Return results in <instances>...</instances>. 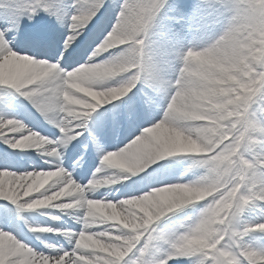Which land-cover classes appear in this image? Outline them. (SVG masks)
Returning <instances> with one entry per match:
<instances>
[{
	"label": "clouds",
	"instance_id": "1",
	"mask_svg": "<svg viewBox=\"0 0 264 264\" xmlns=\"http://www.w3.org/2000/svg\"><path fill=\"white\" fill-rule=\"evenodd\" d=\"M236 4L226 9L222 22L209 18L189 27V35L163 60L148 47L149 35L139 32L134 16L125 18L115 36L108 33L87 48L83 62L69 70L38 58L49 56L43 49L29 54L0 47V86L42 82L53 90L59 118L69 128L86 123L90 113L127 94L137 82L141 99L151 98L146 106L163 110L127 145L103 152L86 183L73 179L60 163L43 190L35 191L39 198L27 202L33 209L48 202L47 207L76 210L69 215L82 227L68 232L87 258L84 264H121L126 257V264H171L193 257L190 264H199L209 253L212 264H264V249L244 240L253 229L264 230V222L244 219L253 205L264 201V0ZM71 46L60 49L57 60L68 57ZM146 66L154 79L142 78ZM165 128L162 137L158 133ZM61 132L65 137L56 146L34 132L15 143L60 156L67 135L65 129ZM193 143L198 152L191 151ZM180 155L187 163L175 178L157 172L165 167L158 162ZM38 174L44 172L14 176L7 180L8 189L19 197ZM113 186L142 187L120 199L109 198V193L97 198L99 189L111 191ZM164 193L174 195L163 201ZM113 206L121 212L119 220L98 210L110 212ZM164 218L169 222L161 224ZM84 239L101 247H85ZM6 240L15 250L14 239L0 232V241ZM116 250L119 256L111 254ZM26 255L21 248L14 258L26 264Z\"/></svg>",
	"mask_w": 264,
	"mask_h": 264
},
{
	"label": "bare ground",
	"instance_id": "2",
	"mask_svg": "<svg viewBox=\"0 0 264 264\" xmlns=\"http://www.w3.org/2000/svg\"><path fill=\"white\" fill-rule=\"evenodd\" d=\"M29 0H17V3L23 5L28 3ZM63 4L71 5L73 3V0H60ZM5 3V0H0V8L4 10L2 13H0V27H4L6 29H10L13 33V35H17V27L19 29V40H12L9 43V47L13 48L14 50L20 51V52H29V54H32L34 51H38L37 49L30 48V46L26 43L25 39L23 37L33 34V33H43L49 38L50 41V47L43 49L47 53H49V56H41L38 58H49V57H56L57 55V49H62L65 47V43L67 41L68 33L70 32L69 26V15L67 8H64L62 11L59 9H53L51 11H45L40 10L36 15H34L31 19L28 18L27 15L19 16L13 18L11 21L4 20L3 16L5 12L7 11L3 4ZM81 3H85V0H81ZM109 4L113 3V0H108ZM29 27H31L32 30H29ZM164 28H158L156 30L157 32L163 31ZM63 38V39H62ZM148 47L150 46V41L148 37ZM181 42V39L178 37V43L175 39H173L171 36H167L166 38L162 40V50L161 54L155 53V57L159 60H163L168 58L167 57V51L172 50L173 48L177 47L179 43ZM68 46H71L70 44ZM72 47V46H71ZM150 48V47H149ZM41 50V49H40ZM87 50V46L85 43H77L75 44V47H72L71 54L65 59L60 58L59 61H63L64 67L66 70H69L73 67H75L78 63H82L84 60V53ZM165 53V54H164ZM103 57L104 54H101ZM52 60V62L56 61ZM141 88V84L137 82L135 86L134 92L131 94V97L129 98V102L132 101L134 98H138V96L141 94L139 89ZM15 90L10 89L8 86H0V97L1 95H6L0 98V115H7L10 118H18L21 122H23L27 127H31L33 131H37L41 135H44L48 139L55 142L60 136L61 133L59 132V129L57 128L56 124L53 122L45 119L44 115L36 109L26 98L22 97H16L13 96ZM13 96V97H12ZM20 100L21 106H17L15 108L12 107V105L9 103L12 100L15 99ZM126 102H119L116 104H121L123 106H126L128 104ZM111 102L113 100L100 105L95 111L90 113L86 129L81 132V136L77 137L73 140L72 144H68L62 152V155L59 157H54L48 155V153L44 149H37L35 147L30 148H13L12 147V141L13 136L6 133V135H9V140L7 143V146L9 147L8 152L9 153H20L18 157H9L8 159L15 163L19 162L23 166V170L25 171H33L36 170V168L43 169V170H55V163L57 159L61 161V165L66 169V164L72 159L76 158L78 155V151L81 150V154L84 157V161L82 164L77 163L73 170L69 173L73 179H75L79 183H86L93 175V172L97 168L98 165L94 163V160L92 156L88 153L90 148L88 149L87 145L88 143L86 141L94 143L93 148H98L97 145H99V148L106 149L108 147H113L115 149L123 147L127 145L131 140H133L137 135H141L143 133V129L146 127L151 126L154 122L159 120L162 116V108L159 107H147L146 104H151V98H148L147 101H144L142 99L139 100V103L137 102L134 107H131L128 109V115L134 114L135 112L142 113L141 108L143 106L146 107L147 114L143 118H138L131 124H127L124 122L122 118H115L113 120L110 119L109 121V113L115 108V105H112ZM110 104V105H109ZM142 104V105H141ZM141 105V106H139ZM106 106V107H105ZM21 133L27 134V131L25 129H21ZM160 136H166L167 135V129H162L159 133ZM16 139L19 138V134H16ZM4 142H0V150H2L5 146ZM13 148V149H12ZM199 146L195 145L193 143L191 147V151L198 152ZM60 151V150H59ZM103 153V151H102ZM101 152H98L96 155L98 159H100V156L102 154ZM183 157V155L176 156V159H179L180 157ZM179 157V158H178ZM174 158V157H170ZM175 159V158H174ZM173 159L166 158L165 161H161L158 163L164 164V168L157 169L158 173L166 174L169 179L175 178L176 175L179 174L181 170L186 166L187 161H183L179 164H174L171 162ZM34 166H36L34 168ZM12 170H15L14 168ZM68 172V171H67ZM56 175V173H44V174H38L37 175V181H33V184L29 185V187L25 190L24 195H29L31 192L39 191L42 188L45 187L49 183V180L52 179V176ZM191 177V174H189L188 178ZM3 182V175L0 174V183ZM142 186H113L112 190L108 187H104L99 189L97 193V198L99 196L104 195L105 193H109V198L113 199H120L121 197H124L126 195L131 194H138L141 190ZM0 194H4V192L0 191ZM8 195L9 196H15L14 192H11L10 189H8ZM174 194L172 193H164L161 195V200L167 201L172 198ZM39 198V197H36ZM0 203H7L12 205L13 208H17L18 205L13 204L12 201H7L5 198L0 197ZM153 206L155 207V202H152ZM264 201H258L255 205H253L245 214L247 221H251L250 217H253L254 214L255 220L262 217L264 214ZM44 208H38V209H24L22 212L23 219H17V222L15 224L13 223H6L0 226H3L6 230H9L13 233V231L23 232L26 236L27 241H29L30 244L35 246L34 239L37 240V246L38 244L42 243V236L39 233L36 232H25L23 229H20L21 224H23L27 228H31L33 230H42L45 229L47 226H41L45 222L52 225L50 222L51 218V209L52 207H47L48 202H45L44 204L40 205ZM137 207H141V205L137 204ZM102 214L109 216L111 219L119 220L121 216L120 210L113 206L111 208V211L109 212L106 208L100 207L98 209ZM143 211L146 213L148 212L147 207L142 208ZM76 210H61L59 209V215L61 217V226H66L73 228L77 230V232L81 229L82 225L78 222V220L73 217L72 215H69L70 212H73ZM25 221L27 223H25ZM168 219L164 218L160 223L165 224L168 223ZM45 231V230H44ZM260 232V230L255 229L252 232V242L255 244L262 245L264 244V236L261 238H257V234ZM255 233H257L255 235ZM63 235V233H61ZM61 235V237H62ZM60 240V239H59ZM71 236L66 240V243L68 246H72L71 243ZM55 242V241H54ZM81 243L85 247H93V248H100L101 246L97 244L95 241H92L91 244H89L87 239H84L81 241ZM249 243V242H247ZM252 243V244H253ZM3 247V241H0V248ZM39 250L45 251L44 247L38 248ZM46 252V251H45ZM113 256H119L120 251L116 250L111 252ZM79 259L87 260L86 257L78 256ZM192 258H178L171 262V264H190V260ZM57 264H61V262H57Z\"/></svg>",
	"mask_w": 264,
	"mask_h": 264
},
{
	"label": "snow or ice",
	"instance_id": "3",
	"mask_svg": "<svg viewBox=\"0 0 264 264\" xmlns=\"http://www.w3.org/2000/svg\"><path fill=\"white\" fill-rule=\"evenodd\" d=\"M236 6V0H225L223 3L221 0H196V3L191 7L185 5L183 0H113L111 4L107 3V0H85V3H81V0H73L71 5L63 4L60 0H29L28 3L23 5L17 3V0H5L3 7L7 11L3 19L11 21L13 18L17 17V15H27L28 18L31 19L40 10L51 11L53 9H59L62 11L64 8H67L70 13L68 17L70 32L68 33L65 47H69L68 45L74 40L75 44L84 42L87 48L90 49L92 44L97 43L100 39L104 38L106 34L111 33L115 36L122 28L125 18L128 16H134L136 18L139 25V32L147 38L158 15L163 12V15L160 16L161 26L178 43L177 33L182 28L199 26L203 24L206 19L213 17L222 22L226 14V9L235 8ZM177 21L179 22V27H177ZM77 33H80V35L77 36ZM77 37H79V39H77ZM23 38L30 48L40 50L50 47L49 38L43 33L37 32ZM19 39L18 27L17 35H13L10 29L0 27V47L6 49L9 47V43L12 40ZM75 44H72V47H75ZM72 47L69 48V51L72 50ZM59 50L58 48L57 55ZM66 58L67 57H65V59ZM49 59L55 60L56 57H49ZM8 70L7 68L5 69V71ZM154 76V71L146 66L142 78L150 80L154 79ZM132 82L135 83L136 81L133 80ZM9 88L15 90L13 96L26 98L44 115L45 119L56 124L61 133L60 137H65V133L61 132L62 128L65 129L67 135L66 138L63 139L62 146L60 147L61 155L63 149L74 139L81 136V132L86 129L89 117L85 118L86 123H81L80 127L69 128L66 126L65 122L59 118L60 105L56 103L53 96L50 95L53 90L45 87L42 82H37L35 86L29 84L25 87ZM9 103L13 108L21 106L18 98ZM72 123L76 124L80 122L73 121ZM21 129H25L27 133H38L37 131H33L31 127H27L18 118L0 115V139L8 141L9 135H12L13 148H20L16 146V138L14 137L16 134H19V137L25 135L21 133ZM6 133L9 135H6ZM76 133H80V135L76 136ZM48 140L52 142V146L61 143V141L58 140L55 142L50 139ZM97 147L99 148V145H97ZM19 155L20 153H9L6 148L0 150V174L3 175V182L0 183V191L2 192H7V180L14 176H20L21 173H54V170L25 171L19 162L13 163L8 159L9 157H18ZM60 163L61 161L57 159L55 169ZM13 168L15 170H12ZM25 178L26 177H22L21 179L23 180ZM33 181H37V176L35 179H29V182L26 184V189L29 185L33 184ZM41 190H43V188ZM24 192L25 191H20L19 197L0 194V197L18 205L17 208H13L10 204L0 203V225L6 223L15 224L17 219H23L22 212L24 209H33L27 207L26 204L29 200L37 199V193L31 192L29 195H24ZM25 223L27 222L25 221ZM53 230L54 229L48 232ZM0 232L9 234L14 239L17 246L16 249L13 250L7 240L3 243V247L0 248V264H22L21 260L14 258L19 255L21 248L27 253L26 264H57L58 261L61 262V264H84V261L78 258V256H83V253L75 246L74 236L71 232L64 231L63 235L71 236L70 243L72 247L65 249L52 243L42 241L45 248L48 250L46 252L38 248L34 250L33 247L29 246V243L23 242V237L19 236V233L14 235L3 226H0ZM192 259L195 258L193 257ZM213 259L214 257L209 253L200 260L199 264H212ZM126 262L127 257L121 264H126Z\"/></svg>",
	"mask_w": 264,
	"mask_h": 264
},
{
	"label": "rangeland",
	"instance_id": "4",
	"mask_svg": "<svg viewBox=\"0 0 264 264\" xmlns=\"http://www.w3.org/2000/svg\"><path fill=\"white\" fill-rule=\"evenodd\" d=\"M107 2H108V0H107ZM183 3L185 4V5H187V6H189V7H191L192 5H194L195 3H196V0H183ZM2 11V9H0V12ZM163 15V12H161L159 15H158V17H157V19H156V21H155V23H154V25H153V27L150 29V34H149V41H150V49L151 50H153V51H155L156 53H158V54H161V51H163L162 50V40L163 39H165L166 38V35L167 36H170L169 34H168V32L167 31H165V29H163V31H161V33H160V31L159 32H157L156 30H158V28H161L162 26H161V20H160V16H162ZM214 19H217V18H215V17H213ZM177 23V27H179V22L177 21L176 22ZM69 27V26H68ZM187 35H189V28L188 27H184V28H182L178 33H177V36L181 39L182 37H185V36H187ZM79 38V37H78ZM165 54V53H164ZM171 55V50H168L167 51V57H169ZM135 89V87H133L127 94H125V95H123V96H121V97H118L117 99H115V100H113V102H111V104L112 105H115L118 101H120V100H122V99H124L125 97H127V95L129 94V93H131L133 90ZM3 96H6V95H1V97L0 98H2ZM13 97V96H12ZM110 105V104H109ZM106 107V106H105ZM4 142V144L5 143H7L8 141H5V140H3V139H0V142ZM4 147H6V148H9L8 146H7V144H5V146ZM13 149V148H12ZM175 158V159H174ZM174 158H169V159H173V160H171V162L172 163H174V164H179V163H182L183 161H185V159H184V157H178L179 159H176V157H174ZM34 210V209H33ZM54 210H58V209H56V208H52L51 209V211L53 212ZM246 215V214H245ZM248 215V214H247ZM246 215V216H247ZM246 216H244V219L245 220H247V218H248V216H247V218H246ZM255 216H256V214H254V216L253 217H250L251 219V221L252 222H264V214L262 215V217H260L259 219H257V220H255L254 218H255ZM253 230H255V229H253ZM259 230V229H258ZM253 232V231H252ZM252 232H250L247 236H245L244 237V240L246 241V242H249V244H251L252 246H253V248L254 249H257V250H260V249H264V244L262 243V245H259V244H255V243H253L252 242V239H253V236H252ZM257 233H255V235H256ZM257 236V238H261V237H263L264 236V230H260V232L256 235ZM253 243V244H252Z\"/></svg>",
	"mask_w": 264,
	"mask_h": 264
}]
</instances>
